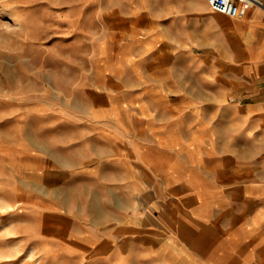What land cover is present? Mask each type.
I'll list each match as a JSON object with an SVG mask.
<instances>
[{"label": "crops", "instance_id": "crops-1", "mask_svg": "<svg viewBox=\"0 0 264 264\" xmlns=\"http://www.w3.org/2000/svg\"><path fill=\"white\" fill-rule=\"evenodd\" d=\"M160 1L131 13L117 53L98 43L93 81L58 111L60 141L30 174L67 187L44 207L80 225L68 238L84 254L264 264V10L249 47L243 25L216 59L194 51L213 36L208 0Z\"/></svg>", "mask_w": 264, "mask_h": 264}, {"label": "rangeland", "instance_id": "rangeland-1", "mask_svg": "<svg viewBox=\"0 0 264 264\" xmlns=\"http://www.w3.org/2000/svg\"><path fill=\"white\" fill-rule=\"evenodd\" d=\"M141 2L0 0V264H111L109 257L84 254L68 238L70 227L80 225L44 207L61 202L67 187L30 173L46 165L60 141L58 111L75 108L93 81L98 43L112 40L117 53L129 38L127 18ZM255 9L242 18L213 11V36L199 40L198 57L236 52L239 44L229 39L243 25L241 48H248Z\"/></svg>", "mask_w": 264, "mask_h": 264}, {"label": "built area", "instance_id": "built-area-1", "mask_svg": "<svg viewBox=\"0 0 264 264\" xmlns=\"http://www.w3.org/2000/svg\"><path fill=\"white\" fill-rule=\"evenodd\" d=\"M208 4L212 11L232 18L245 17L252 8L264 10V0H208Z\"/></svg>", "mask_w": 264, "mask_h": 264}]
</instances>
